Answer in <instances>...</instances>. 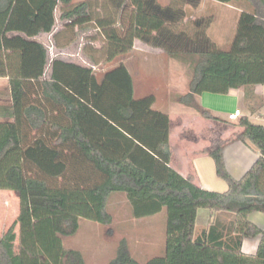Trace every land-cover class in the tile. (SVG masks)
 <instances>
[{"label": "trees", "instance_id": "trees-1", "mask_svg": "<svg viewBox=\"0 0 264 264\" xmlns=\"http://www.w3.org/2000/svg\"><path fill=\"white\" fill-rule=\"evenodd\" d=\"M110 1L102 7L92 0H0V78H9L13 101V121H0V190L20 201L16 221L0 235V264H86L63 239L78 233L82 219L111 225L107 205L113 193L126 195L136 219L166 211L165 253L146 264H264V230L249 220L264 214V126L240 119L244 131L236 140L249 139L258 160L237 180L227 170L224 146L215 148L210 156L228 190H204L170 166L171 120L154 110V95L135 98L124 63L99 79L92 66L60 59L50 64L48 46L37 39L54 31L62 7L63 30L95 25L106 62L131 53L136 40L161 49L192 70L188 93L176 101L223 122L196 97L264 85V0H214L252 8H243L227 51L208 36L211 21L205 18L195 19L193 30L180 29L188 6L197 8L201 0L171 7L157 0ZM63 34L54 43L70 47L61 44ZM91 60L100 64L96 56ZM202 210L231 219L214 217L197 234ZM254 238H260L257 252L245 254L244 240ZM110 264L140 263L122 241Z\"/></svg>", "mask_w": 264, "mask_h": 264}, {"label": "rangeland", "instance_id": "rangeland-1", "mask_svg": "<svg viewBox=\"0 0 264 264\" xmlns=\"http://www.w3.org/2000/svg\"><path fill=\"white\" fill-rule=\"evenodd\" d=\"M86 0H72V5H76ZM102 3V7L111 3L110 0H92ZM180 0H157L162 7L177 6ZM185 2V1H184ZM243 8L252 9L249 4H221L214 0H206L201 7L202 13L194 14L187 8L188 16L183 20L180 29L193 30L194 18L199 16L211 21L208 29V36L215 43L217 49L227 51L230 49L232 42L235 39L237 32V25L241 15L240 10ZM193 9V7H192ZM104 12V11H103ZM62 7L56 12V28L61 29L66 25L62 21ZM88 31H71V28L63 30L61 42L62 44L70 43V47L65 51V57L69 60L82 62L84 53L87 50L83 48L96 51L97 60L100 64L95 68V73L98 77H102L104 73L112 68L118 66L122 59L118 57L112 62H106L104 55L101 53V48L104 45V38L96 29L94 24L89 25ZM77 34V35H76ZM94 38V40H93ZM50 46L51 53L56 54L54 44L50 36L46 38ZM90 41L95 42V45L90 44ZM229 46V47H228ZM137 54L127 55V63L129 64L134 76L138 77V65L142 63L144 72L147 71L146 86L148 89L163 92L171 85L173 95L175 97L182 94L185 89H188L189 82L192 78V70L188 63L178 59L171 58L166 52L161 49L149 48L141 41H137ZM135 57H140L136 64ZM139 66V67H140ZM170 88V86H169ZM6 89V84L0 81V93ZM175 102L176 99H175ZM178 103V102H177ZM204 105L214 115L219 117H227L230 112H234L238 106L236 92L229 95H219L205 93ZM261 115L264 117V108ZM196 121L192 120L197 131H203V134L208 139V145H211V134L207 129V123L201 116H196ZM240 118L235 121L238 124ZM259 122V121H258ZM224 139L233 137L231 131H227L223 135ZM12 203L10 207L9 216L12 221H16L18 214L16 213V205ZM0 206V233L4 234L9 227L3 229L2 217L4 216V209ZM107 211L113 217L111 225H102L97 222L82 219L80 221V229L73 237L64 238V245L67 249L80 251L86 264H110L116 257L119 246L122 241L128 245L132 257L140 264H146L148 260L156 256H162L165 253L166 246V226L167 214L164 210L162 213L148 217L145 219H136L132 213V207L124 193H113L107 205ZM205 211V210H202ZM216 217L218 218V214ZM225 222L231 218L227 215L222 217ZM208 228V225L201 220L198 222L196 232L200 234L203 230ZM19 233V228L16 229Z\"/></svg>", "mask_w": 264, "mask_h": 264}, {"label": "crops", "instance_id": "crops-1", "mask_svg": "<svg viewBox=\"0 0 264 264\" xmlns=\"http://www.w3.org/2000/svg\"><path fill=\"white\" fill-rule=\"evenodd\" d=\"M205 1L206 0H201V4L197 8L193 7L192 9V6H188V8L191 11L194 10L192 11L194 14H200L202 13L201 7ZM243 11V9L240 10L241 13ZM63 29L64 28L57 29L55 26L54 31L51 34H42L37 38L39 41H43L48 46L50 64L54 59H60L82 66H92L95 70L98 65H92L91 59L96 56V51L92 50L91 48L90 51H87L83 54L84 58H82V62L64 58L66 54L65 51L69 47H58L54 43V37L61 33ZM48 36L51 37L55 46L54 48L57 51V53L54 55L51 53L50 46L46 41ZM137 41L138 40L135 41L134 49L131 52L132 54H137L138 52ZM91 44L95 45L93 42ZM82 50H84V48ZM131 53L127 55H130ZM127 55L120 56L122 59L121 63H124L128 67L133 76L135 98L142 99L149 95H154L156 98L154 110L167 114L171 120L170 146L172 150V159L170 166L183 177L191 179L196 186L204 190L224 193L228 190V184L218 177L215 162L210 156V152L215 148L224 146V159L227 170L235 179H242L258 160L259 150L249 139L245 141L236 140V138L244 131L243 128L239 126V123L236 124L235 121L228 120V116L224 118L216 116L210 110H208V108L204 105L205 94L196 97L198 103L204 109L210 111L213 116L218 117L223 122L206 119L193 109L175 102L176 97L173 95V89H171L173 87H171V85H169L170 88L168 86V89L161 93L154 89H148L145 83L148 73L147 71L144 72L143 67H141L143 64L137 62L140 57H135L136 64L139 63L137 66L139 69L137 72V77L133 75L129 64L127 63ZM50 64L48 65V68L50 67ZM98 78L101 79L102 77ZM0 81L6 84V89L3 91V93H0V121H3L4 119L13 121L9 117V110H11L13 105L11 91L9 88V78H0ZM188 91V89H185L181 95L187 94ZM232 92H236L238 101V106L234 111L240 109L243 113L241 118L246 117L254 124L264 126V117L261 115L262 109L264 108V85H257L253 88L234 89L231 90L227 95L231 94ZM248 94L251 95L249 99L247 96ZM253 107L255 109H253ZM5 112L7 113L6 117L4 116ZM231 113L233 112H230L229 114ZM198 115L206 121L205 124L207 123L206 125L208 127L206 131L209 130L211 134V145H208V139L203 134V131H197L195 129V125L192 124V120L196 121L195 117ZM229 130L233 134V137L224 139L223 135ZM14 202V205H16L17 209L16 213L19 215L20 201L17 195L11 191L0 190V206L3 207L2 209H4V216L2 217L3 229L9 227L14 222V220L12 221V219H10L11 217L9 216L11 211L10 207ZM216 216L217 215H214L210 211H200L198 214L196 228L200 220L209 227ZM223 216H225V214H218V218H220L222 221H224L222 218ZM249 220L264 230V214L253 213L249 216ZM0 235L3 234L0 233ZM259 243L260 238L246 239L243 242L242 250L245 254L253 255L257 252Z\"/></svg>", "mask_w": 264, "mask_h": 264}, {"label": "built area", "instance_id": "built-area-1", "mask_svg": "<svg viewBox=\"0 0 264 264\" xmlns=\"http://www.w3.org/2000/svg\"><path fill=\"white\" fill-rule=\"evenodd\" d=\"M243 116V113L240 109H237L236 111H234L233 113L228 115V120L230 121H236L239 118H241Z\"/></svg>", "mask_w": 264, "mask_h": 264}]
</instances>
